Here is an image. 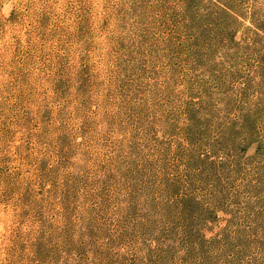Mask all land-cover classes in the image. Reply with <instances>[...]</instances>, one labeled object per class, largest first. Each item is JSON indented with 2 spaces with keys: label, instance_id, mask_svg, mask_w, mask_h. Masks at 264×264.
<instances>
[{
  "label": "rangeland",
  "instance_id": "rangeland-1",
  "mask_svg": "<svg viewBox=\"0 0 264 264\" xmlns=\"http://www.w3.org/2000/svg\"><path fill=\"white\" fill-rule=\"evenodd\" d=\"M0 264H264V0H0Z\"/></svg>",
  "mask_w": 264,
  "mask_h": 264
}]
</instances>
